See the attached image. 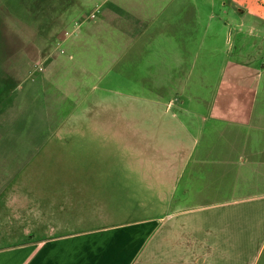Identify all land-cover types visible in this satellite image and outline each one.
Wrapping results in <instances>:
<instances>
[{"label": "rangeland", "instance_id": "374dc122", "mask_svg": "<svg viewBox=\"0 0 264 264\" xmlns=\"http://www.w3.org/2000/svg\"><path fill=\"white\" fill-rule=\"evenodd\" d=\"M50 3L56 5L59 15L52 16L48 26L38 25L32 30L18 23L17 32L10 35L12 53L22 52L30 58L18 68L22 77L18 76L15 84L22 87L25 79L27 84L31 79L46 82L35 106L30 107L31 114L28 111L17 122L11 137L17 151L8 162L0 161L4 166L0 194L4 189L6 195L10 194L9 187L25 179L31 171L25 167L47 146L63 122L75 113L96 110L92 104L97 103L101 109L115 105L122 110L131 120L126 123L127 131L135 126V139L152 135L150 150L139 140L122 151L112 144L110 155L125 159L121 166L108 168L109 175L103 177L104 193L95 198L105 211L104 218L154 211L169 194L177 161L169 154L185 144L186 137L179 125L163 113L162 106L155 104V108L150 100L167 102L192 131L196 130L194 126H212L215 120L218 123L224 118L246 116L254 88H264V2ZM32 43L36 47H30ZM231 104L235 111H229ZM60 136L64 134L60 132ZM83 202L87 218L74 228H88L96 221L92 216L95 204L88 199ZM7 242L0 240L2 244Z\"/></svg>", "mask_w": 264, "mask_h": 264}, {"label": "crops", "instance_id": "0c3cea01", "mask_svg": "<svg viewBox=\"0 0 264 264\" xmlns=\"http://www.w3.org/2000/svg\"><path fill=\"white\" fill-rule=\"evenodd\" d=\"M56 10L49 0H0L6 46L18 23L46 27ZM218 121L195 131L181 121L190 151L169 154V194L154 211L23 242L10 234L0 264H264V88L246 116Z\"/></svg>", "mask_w": 264, "mask_h": 264}, {"label": "trees", "instance_id": "16d2710c", "mask_svg": "<svg viewBox=\"0 0 264 264\" xmlns=\"http://www.w3.org/2000/svg\"><path fill=\"white\" fill-rule=\"evenodd\" d=\"M4 39L0 30V161L8 162L17 151L15 143L11 142L17 122L28 111L27 114H31L30 107L35 106L36 97L43 93L46 81L31 79L27 84L25 79L26 81H21L22 87L16 85L17 77H22L21 69L18 68L27 64L30 58L22 52L12 53ZM92 105L96 106V110L90 108L79 115L75 113L70 116L73 120L70 118L63 122L54 137L48 140L47 146L37 152L25 167V170H31L29 174H23L24 177L26 175L25 179L18 185L9 187L10 194L6 195L8 191L5 189L1 192L0 198L5 193L4 200L0 201L1 237L7 239L10 234H15L16 241L23 242L34 238V235L35 238L46 236L51 231L84 229L85 227L72 226H80L77 222L87 218L86 204L83 202L86 199L96 206L92 213L96 221L90 227L105 226L114 221L104 218L105 211L99 201L95 200L104 193L102 185L106 178L103 177L109 175L108 168L113 165L121 166V160L125 159L110 155L112 144L122 151L139 140L150 150L152 135L144 140L142 135L135 139V126L127 131L126 123L131 120L122 110L115 105H107L102 109L97 103ZM60 132L64 136L59 137ZM56 136L59 141L55 140ZM124 136L128 139L127 143ZM53 141L57 143L52 144ZM88 155L92 156L90 160L87 159ZM1 170H4L2 164L0 176L3 173ZM2 188L3 186L0 190ZM5 232L9 233L3 236Z\"/></svg>", "mask_w": 264, "mask_h": 264}, {"label": "water", "instance_id": "95a60500", "mask_svg": "<svg viewBox=\"0 0 264 264\" xmlns=\"http://www.w3.org/2000/svg\"><path fill=\"white\" fill-rule=\"evenodd\" d=\"M150 102L152 103V105L155 108H157L155 106V104H158L159 107L161 105L162 108H163V111H164L163 113L164 114L165 113L167 114V118L171 119L174 123H177L179 125V128H181L182 131H183V137L186 136L185 129H184V125L182 124V122L180 121V119L178 118V116L173 112V110L170 107L167 106L166 103H161V102L151 101V100H150ZM177 151H180V154H185L188 151H190V147L187 146L186 144H183L182 146L181 145L180 146H177ZM129 217H131V216H127V217H123V218H129ZM118 219H120V218H118Z\"/></svg>", "mask_w": 264, "mask_h": 264}, {"label": "built area", "instance_id": "2783aa9c", "mask_svg": "<svg viewBox=\"0 0 264 264\" xmlns=\"http://www.w3.org/2000/svg\"><path fill=\"white\" fill-rule=\"evenodd\" d=\"M40 69H42V67H39ZM31 75V74H30Z\"/></svg>", "mask_w": 264, "mask_h": 264}]
</instances>
